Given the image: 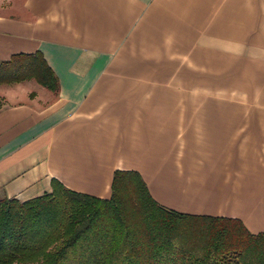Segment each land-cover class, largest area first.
I'll use <instances>...</instances> for the list:
<instances>
[{
  "label": "crops",
  "instance_id": "crops-1",
  "mask_svg": "<svg viewBox=\"0 0 264 264\" xmlns=\"http://www.w3.org/2000/svg\"><path fill=\"white\" fill-rule=\"evenodd\" d=\"M0 199H108L138 172L160 205L264 233V0H0Z\"/></svg>",
  "mask_w": 264,
  "mask_h": 264
},
{
  "label": "trees",
  "instance_id": "trees-1",
  "mask_svg": "<svg viewBox=\"0 0 264 264\" xmlns=\"http://www.w3.org/2000/svg\"><path fill=\"white\" fill-rule=\"evenodd\" d=\"M35 79L56 91L43 54L0 61V85ZM108 199L52 179L26 201L0 199V264H264V233L239 219L167 209L135 171L116 170Z\"/></svg>",
  "mask_w": 264,
  "mask_h": 264
},
{
  "label": "rangeland",
  "instance_id": "rangeland-1",
  "mask_svg": "<svg viewBox=\"0 0 264 264\" xmlns=\"http://www.w3.org/2000/svg\"><path fill=\"white\" fill-rule=\"evenodd\" d=\"M0 103H2L3 104V100L0 98Z\"/></svg>",
  "mask_w": 264,
  "mask_h": 264
}]
</instances>
